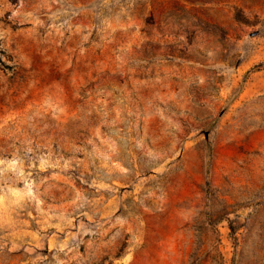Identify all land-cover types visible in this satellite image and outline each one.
Returning a JSON list of instances; mask_svg holds the SVG:
<instances>
[{
    "label": "rangeland",
    "instance_id": "rangeland-1",
    "mask_svg": "<svg viewBox=\"0 0 264 264\" xmlns=\"http://www.w3.org/2000/svg\"><path fill=\"white\" fill-rule=\"evenodd\" d=\"M0 264H264V0H0Z\"/></svg>",
    "mask_w": 264,
    "mask_h": 264
}]
</instances>
